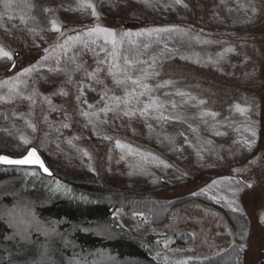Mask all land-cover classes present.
I'll return each mask as SVG.
<instances>
[{
    "label": "rangeland",
    "instance_id": "1",
    "mask_svg": "<svg viewBox=\"0 0 264 264\" xmlns=\"http://www.w3.org/2000/svg\"><path fill=\"white\" fill-rule=\"evenodd\" d=\"M104 1L81 0L82 8L92 12L89 21L81 18V22H73V15L67 16V20L51 9V29L55 23L60 31L52 30L53 37L42 46L36 47L33 41L15 46L0 36V48L12 56L0 68V82H7L0 83V96L10 101L0 100V112H5L7 118L19 116L22 121L20 145L12 153L0 151V155L17 158L34 147L43 157L41 150L54 141L83 138L75 123L82 113H95L106 125L101 136L106 142H76L77 148L86 153L88 164L87 170L77 164L72 171L82 169L94 182L105 176L112 187H117L124 185L123 174L131 163L141 158L158 169L170 168L172 185L165 189L151 190L145 183L133 180L141 185L139 190L151 194L154 202L167 203L216 192L231 210L249 220L246 239L236 241L239 237L233 238L215 209L186 201L173 207L158 228L143 216L116 210L113 216L125 234L142 243L156 261L166 264L200 262L235 245L240 251L234 264H264V0H180L187 15L157 25H135L127 17L120 21L118 13L105 16L99 8ZM96 27L115 33V49L111 37L90 31ZM155 42L170 52L159 67L142 51L145 45ZM58 57V61L74 68L73 85L62 84L44 94L39 90L36 72L55 67ZM125 57L131 62L127 66ZM25 69L31 70L25 73ZM110 71L124 79L125 74L139 78L148 89L130 80L120 90L100 85L112 82ZM90 73L94 75L90 77ZM165 81L171 83L158 87ZM13 85L26 88L22 102H16L10 91ZM126 92L135 93L127 105ZM141 92L145 94L139 95ZM62 93H66L64 100L60 98ZM113 97L121 99L117 102ZM152 99L160 106L169 104L166 115L191 127L189 141L200 151L199 161L189 152L185 165L167 161L130 135V131L142 128L148 112L141 115L139 109ZM106 107L113 110L102 111ZM125 110L136 111L126 116ZM29 124L35 126V131ZM117 141L123 147H118ZM55 165L56 168L48 166L56 174L57 182H62L66 166L62 162ZM213 201L219 202L215 196ZM165 231L189 235L190 242L177 246L175 239L165 237Z\"/></svg>",
    "mask_w": 264,
    "mask_h": 264
},
{
    "label": "trees",
    "instance_id": "2",
    "mask_svg": "<svg viewBox=\"0 0 264 264\" xmlns=\"http://www.w3.org/2000/svg\"><path fill=\"white\" fill-rule=\"evenodd\" d=\"M80 2L0 0V36L15 46L22 41H33L36 47L42 46L54 34L49 23L51 9H56L67 20V16L73 15V22H81V18L82 21L92 19V12L82 8ZM99 8L105 16L118 13L116 17H120V21H124L121 17H127L135 25L166 24L187 15L186 8L176 0H106L99 4ZM147 46L142 48L143 53L155 58L154 63L159 67L169 55V50L157 42ZM59 59L55 61L58 63L55 67L36 72L40 80L39 90L44 94L51 93L62 84L73 85L74 68ZM6 63L7 58H0V68ZM116 79L125 80L117 73L112 75L109 85L104 82L100 85L124 89L127 82L117 84ZM10 88L16 102H22L26 88L20 85ZM60 98L64 100L66 95ZM170 108L169 104L156 110L150 108L142 128L130 131V135L160 153L167 161L185 165L189 153L199 161L200 151L189 141L191 127L180 119L167 116L166 111ZM21 122L19 116L7 118L5 112H0V151L12 153L20 145ZM75 125L84 134L83 138L54 141L41 150L44 161L51 168H56L55 164L61 162L66 166L62 182H57L56 174L48 179L36 169L0 166V264H166L156 261L142 243L125 234L113 215L116 210H122L125 215H140L151 226L158 228L173 207L186 201L215 209L226 222L233 238L239 237L236 241L246 239L249 220L231 210L216 192L158 203L154 202L150 193L138 189L141 185L133 183V180L143 182L151 190L171 187L169 167L158 169L136 158L123 174L126 175L124 185L117 187H112L105 176L94 182L82 169L72 171L73 167H78L77 164L84 165L87 170V159L77 148V143L106 142L101 137L106 125L97 114L83 115ZM213 196L219 200L218 203L213 201ZM165 232V237L175 239L177 246L183 247L190 242L189 235ZM239 251L240 248L235 245L218 256L189 264H234Z\"/></svg>",
    "mask_w": 264,
    "mask_h": 264
},
{
    "label": "snow or ice",
    "instance_id": "3",
    "mask_svg": "<svg viewBox=\"0 0 264 264\" xmlns=\"http://www.w3.org/2000/svg\"><path fill=\"white\" fill-rule=\"evenodd\" d=\"M177 3L180 2V0H176ZM89 7H91V5H88ZM93 15H95V12L93 11ZM53 31H60L59 27L55 25V23H53ZM91 32H96V33H102L106 38L111 37V43L113 45V49H115L117 41L115 39V33L112 30L109 29H104V28H100V27H96L93 29H90ZM151 31H156V32H161V31H172V29H153ZM124 36H128L131 35L130 33H124ZM137 35H139V33H137ZM148 46L145 45V48H147ZM101 51H103V49H101ZM0 58H7L9 60L12 59L11 54L8 51H5L3 48H0ZM155 61V58H153V62ZM140 63H144L143 61H139ZM102 63V62H101ZM125 65H129L131 62L125 57L124 60ZM115 66V65H114ZM14 67V65H13ZM35 67V66H33ZM31 69H25V73H27L28 71H30ZM51 71V69H50ZM57 71H61L60 69H57ZM110 74L111 73L110 71ZM158 74V73H156ZM94 73H90L89 76H93ZM114 75V74H113ZM145 79L147 78V76L144 77ZM126 80H130L132 84L134 85H140L142 86L144 89H148V86L146 84H142L141 80L138 79H132L131 75L129 74H125V80H120V79H116L115 82L117 84H123L125 83ZM0 83H7V82H0ZM171 83V81H165L164 85H158V87H163L167 84ZM11 91V90H10ZM65 94L66 93H62ZM144 92H141L139 95H144ZM177 95H184V93L181 92H177ZM135 95V93H125V98H124V104L127 105L129 103V98L130 96ZM26 99L31 100V97H26ZM103 99V97H102ZM112 99L116 100L117 102L120 101V97H113ZM0 100L6 101V102H10L8 101V98L6 96H0ZM33 103H35V101H32ZM50 103V101H49ZM203 103V102H201ZM175 106V105H173ZM91 107V106H90ZM161 107L160 105H158L157 101L155 99H152L151 102L149 104H145L143 108L139 109V112L141 115H145L149 109L151 108L152 110H156L157 108ZM113 109L111 107H106L105 109H102V111H112ZM136 110H125L124 111V115L126 116H131L135 114ZM243 111V110H242ZM82 115L88 116L89 113H82ZM208 115H214L212 113H208ZM165 119H167V117H165ZM29 127H31L33 129V131H35V126L32 124L28 125ZM65 127H67V125H65ZM253 135H255V133L253 132ZM107 139V137H105ZM27 142V141H25ZM247 143V142H246ZM117 146L118 147H123V145L120 144L119 141H117ZM86 154V153H85ZM0 165H9V166H31V165H38L40 169H42L45 173H48L49 175H51L49 169L45 166L44 162L40 159V157L37 155V152L35 149H30L26 155H24L21 158H12L9 157L7 155H0ZM249 187H251V185H249ZM181 264H185V262H181Z\"/></svg>",
    "mask_w": 264,
    "mask_h": 264
},
{
    "label": "water",
    "instance_id": "4",
    "mask_svg": "<svg viewBox=\"0 0 264 264\" xmlns=\"http://www.w3.org/2000/svg\"><path fill=\"white\" fill-rule=\"evenodd\" d=\"M13 65H14V64L11 65L10 69H13ZM30 149H35V150H36L37 155H38V156L40 157V159L44 162L45 166L49 169L51 175H49L48 173H45L42 169L39 168L38 165H31V166H28V165H26V166H9V165H0V166H1V167H6V168L36 169V170H38V172L40 173V175H41L42 177H44V178H48V179L53 178V176H54L53 172L50 170L49 166H47V164H46V162L44 161L43 157L40 155L39 151H38L36 148H34V147H30V148H28L27 151H26L22 156L17 157V158H21V157H23L24 155H26L27 152H28ZM1 155H5V154H1ZM7 156L12 157V156H10V155H7ZM12 158H16V157H12Z\"/></svg>",
    "mask_w": 264,
    "mask_h": 264
}]
</instances>
